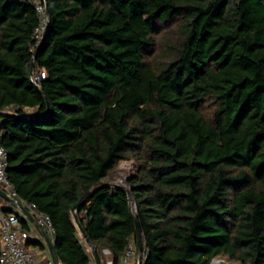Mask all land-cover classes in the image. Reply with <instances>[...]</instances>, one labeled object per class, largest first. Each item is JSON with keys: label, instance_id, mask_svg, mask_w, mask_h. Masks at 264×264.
Masks as SVG:
<instances>
[{"label": "trees", "instance_id": "16d2710c", "mask_svg": "<svg viewBox=\"0 0 264 264\" xmlns=\"http://www.w3.org/2000/svg\"><path fill=\"white\" fill-rule=\"evenodd\" d=\"M47 4L32 51L36 6L0 0V143L20 196L51 216L62 263L96 264L73 213L91 190L78 219L102 264L104 249L113 264L139 250L135 217L140 264H264V0ZM128 157L130 194L105 181Z\"/></svg>", "mask_w": 264, "mask_h": 264}, {"label": "built area", "instance_id": "2783aa9c", "mask_svg": "<svg viewBox=\"0 0 264 264\" xmlns=\"http://www.w3.org/2000/svg\"><path fill=\"white\" fill-rule=\"evenodd\" d=\"M9 1L19 2L23 0ZM30 1L36 6L40 18V23L34 31L33 42L31 43V50L34 51L47 32L49 17L46 13V0ZM46 77V70L40 67H35L34 73L31 75L32 82L38 87H41L42 82ZM14 109L13 106L7 107L8 111ZM8 167V151L5 146L0 143V188L11 195V197L17 199L23 206L27 207L54 240L56 230L51 216L40 212L35 203L29 202L20 196L17 188L9 177L7 171ZM132 175L125 178L127 181L119 179L118 181L111 183H121L129 187L128 178ZM106 180H109V178L107 177L105 181ZM9 203L12 202L8 201L0 194V262L2 264H55L50 255L48 246H46L47 248L45 250H38L29 244L31 239H41L44 242L45 240L42 238L36 227L34 226L35 228H33L31 226L32 222L22 212L21 208L14 203L13 204L17 207L13 208ZM17 210H19V212ZM133 210L137 211V205L135 203L133 204ZM20 216L29 222L30 227L32 228L31 230L22 226ZM134 259H136V264H138L139 256L137 255V248L134 245H131L127 251L125 261L127 264H130Z\"/></svg>", "mask_w": 264, "mask_h": 264}, {"label": "water", "instance_id": "95a60500", "mask_svg": "<svg viewBox=\"0 0 264 264\" xmlns=\"http://www.w3.org/2000/svg\"><path fill=\"white\" fill-rule=\"evenodd\" d=\"M46 13H47V16L49 17L50 12H49V8H48V4L46 5ZM48 28H49V25H48ZM47 32H48V29H47ZM47 32H46V34H47ZM46 34H45V36H46ZM45 36H44V38H45ZM44 38H43V40H44ZM43 40L38 45V49H39L40 45L42 44ZM34 69H35V60H33V62H32L31 74L34 73ZM0 113H9V112L0 111ZM37 115H39V113H29L27 116L32 118V117H35ZM128 180H129V178H128ZM106 184L107 185H113V186L121 187V188L125 189L129 194L131 193L130 188L127 187L124 184L111 183V182H107ZM91 192L92 191L89 190V191H87L84 194V196L81 198V200L74 207L73 213H74V219H75V221H76V223H77V225H78L83 237L86 239V241L88 242V244L90 246L91 252H92V254H93V256H94V258L96 260V264H102V259H101V256H100L99 249H98L97 245L91 240L90 236L87 234L85 228L82 226V224L80 223V221L78 219V210L88 200ZM0 194L5 199H7L8 201L18 205L21 208L22 212L35 225L36 229L39 231V233L41 234L42 238L45 240V242H46V244L48 246L50 255L53 258L55 264H63L61 259H60V256H59L55 241L51 238V236L46 231V229L38 222V220L31 213V211L27 207H25L21 203H19V201L17 199L11 197V195H9L6 191H4L1 188H0ZM135 220H136V225H137L136 235H137V244H138V249H139V262H138V264H140L142 262V259H143V252H142V250H143V234H142V231H141V228H140V224H139V221H138L137 217H135ZM106 250L108 252H111V250L109 248H107ZM213 260H212V262H213ZM212 262H211V264H212ZM111 264H113V261L111 262Z\"/></svg>", "mask_w": 264, "mask_h": 264}, {"label": "rangeland", "instance_id": "374dc122", "mask_svg": "<svg viewBox=\"0 0 264 264\" xmlns=\"http://www.w3.org/2000/svg\"><path fill=\"white\" fill-rule=\"evenodd\" d=\"M139 164H140V162L134 157H128V158L121 159L119 161V163L117 164V166L110 172V174L108 176L109 180H106V182H115V181H118L119 179H121V176L119 175L120 171H123V172L125 171L126 175H128L127 177H129L132 174H135V172L138 169ZM124 180L127 181L126 179H124ZM9 204L13 208L17 207L13 203H9ZM17 211L19 212V210H17ZM31 226L33 228H35L34 227L35 225L32 224V223H31ZM133 245H134V243H133ZM35 249L40 250L39 247H35ZM90 251H91V249H90ZM103 251H104L103 253L105 254L106 264H111V262H112V253L108 252L106 249H104ZM91 254H92V252H91ZM137 255L139 256V250H137ZM217 256H223V257L231 258V257H229L226 254H220V255H217ZM231 259L239 262V264H246V263H244L241 260H237V259H234V258H231ZM136 262H137L136 259H134L130 264H136Z\"/></svg>", "mask_w": 264, "mask_h": 264}, {"label": "bare ground", "instance_id": "6f19581e", "mask_svg": "<svg viewBox=\"0 0 264 264\" xmlns=\"http://www.w3.org/2000/svg\"><path fill=\"white\" fill-rule=\"evenodd\" d=\"M119 175L121 176V180H124L128 176V175H126L125 171L124 172L120 171ZM212 264H239V262H237L231 258H228V257L217 256L214 258Z\"/></svg>", "mask_w": 264, "mask_h": 264}]
</instances>
